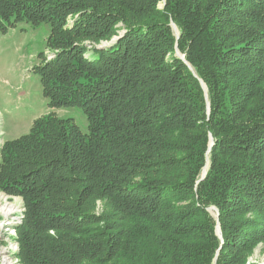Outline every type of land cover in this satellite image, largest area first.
Here are the masks:
<instances>
[{"label":"trees","instance_id":"16d2710c","mask_svg":"<svg viewBox=\"0 0 264 264\" xmlns=\"http://www.w3.org/2000/svg\"><path fill=\"white\" fill-rule=\"evenodd\" d=\"M160 2L0 0V33L49 26L42 96L87 121L48 113L0 147L24 264H246L264 246V0Z\"/></svg>","mask_w":264,"mask_h":264},{"label":"rangeland","instance_id":"374dc122","mask_svg":"<svg viewBox=\"0 0 264 264\" xmlns=\"http://www.w3.org/2000/svg\"><path fill=\"white\" fill-rule=\"evenodd\" d=\"M163 6L164 0L158 4V8L162 9ZM68 23L71 24L72 19L68 20ZM173 26L172 24V28ZM174 32L177 34L176 27ZM121 33L119 32V35ZM48 35L49 26L31 27L26 23H20L14 29L0 33V147L4 142L28 134L33 121L48 113H54L60 119L71 118L83 134L87 132V121L81 110L77 108L51 110L47 106L48 101L42 96L40 78L34 73V68L41 65L44 57L49 60L52 56L60 54L59 50L47 46ZM118 38L119 36L115 34L109 40L96 44L87 43L86 46L88 50L91 48L101 50L111 46ZM175 54L184 61L178 50ZM84 57L88 58V55L85 54ZM207 168L208 162L203 169L202 177L205 176ZM0 198L2 206L10 205L11 209L20 207L15 221H10L11 219L0 214V264H24L20 257L18 233L23 227L26 215L24 201L20 196L8 195L1 191ZM103 204L104 202L100 200L94 201L92 213L101 215ZM216 213L215 209L212 210V217L216 218ZM246 264H264L262 244L253 248L246 259Z\"/></svg>","mask_w":264,"mask_h":264},{"label":"bare ground","instance_id":"6f19581e","mask_svg":"<svg viewBox=\"0 0 264 264\" xmlns=\"http://www.w3.org/2000/svg\"><path fill=\"white\" fill-rule=\"evenodd\" d=\"M1 199V198H0ZM4 200V199H2ZM5 203V202H4ZM20 207H13V209H11L10 205H0V214H3L5 218H9L11 219L10 221H15L16 218L18 217V213H19ZM3 212V213H2ZM9 221V220H7ZM9 221V222H10ZM8 225V224H7ZM6 227V226H5ZM7 228V227H6ZM8 229V228H7ZM1 253H3V251H1ZM8 264V263H7Z\"/></svg>","mask_w":264,"mask_h":264},{"label":"water","instance_id":"95a60500","mask_svg":"<svg viewBox=\"0 0 264 264\" xmlns=\"http://www.w3.org/2000/svg\"><path fill=\"white\" fill-rule=\"evenodd\" d=\"M174 30H175V27L173 26ZM177 51V49H176ZM178 56V55H177ZM179 57V56H178ZM181 60H183V58L179 57ZM202 88L204 89L205 91V97L207 98V94H206V89H205V86L203 84H201ZM207 107H208V103H207ZM204 177V176H203ZM212 210H214V208H209L208 209V212L211 214ZM218 214L216 213V233L217 235H220V229H219V223H218Z\"/></svg>","mask_w":264,"mask_h":264}]
</instances>
